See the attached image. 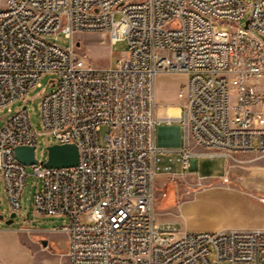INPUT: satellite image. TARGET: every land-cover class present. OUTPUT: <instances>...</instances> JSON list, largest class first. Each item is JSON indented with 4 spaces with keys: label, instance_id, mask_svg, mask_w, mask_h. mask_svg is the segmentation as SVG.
Listing matches in <instances>:
<instances>
[{
    "label": "built area",
    "instance_id": "2783aa9c",
    "mask_svg": "<svg viewBox=\"0 0 264 264\" xmlns=\"http://www.w3.org/2000/svg\"><path fill=\"white\" fill-rule=\"evenodd\" d=\"M226 22L234 26L219 29ZM81 31L123 40L126 52L113 67L87 65L74 53ZM59 33L69 47L54 42ZM44 73L55 78L39 103L41 129L26 108L0 129L8 215L20 211L30 168L40 180L35 213L65 218L56 230L67 235L68 264H264V229L184 231L153 212L158 74L186 75L177 91L184 168L264 156V0H3L0 110ZM40 135L48 141L38 158ZM63 143L76 144L77 165L44 167L47 146ZM18 145L34 146L37 162L20 163Z\"/></svg>",
    "mask_w": 264,
    "mask_h": 264
},
{
    "label": "rangeland",
    "instance_id": "374dc122",
    "mask_svg": "<svg viewBox=\"0 0 264 264\" xmlns=\"http://www.w3.org/2000/svg\"><path fill=\"white\" fill-rule=\"evenodd\" d=\"M2 1L0 0V5ZM246 18L247 16L243 17L241 22L244 23ZM232 26L234 24L230 22L218 24L219 29L225 31L230 30ZM73 40L75 42L74 53L81 57L87 65L97 68L113 67L117 58L127 49L125 41L119 40L110 43L108 37L102 32H77L74 34ZM54 42L62 48H67L70 39L59 33ZM157 77L155 80L156 107H164L170 101L179 100L177 90L185 81V76L168 73ZM52 78H55L54 74L44 73L38 84L30 88L22 98L3 107L0 110V129L17 110L26 108L32 129L40 130L39 103L44 93L52 88L49 82ZM106 133V126H102L98 131L101 144L104 143ZM47 141V136H39L35 149L38 158L41 157V151L45 148ZM197 164V169L193 171L190 168H183L181 162L178 167L177 174L181 178L188 175L187 180L191 182L194 180V176L196 182H199L198 191H195L199 193L190 196L182 193L183 188L187 187L185 178V183L176 185L178 202L188 199L186 200L187 205L184 206V213L188 218L196 219L199 222L212 221L230 226H253L262 222L264 216V202L261 201L264 200L263 155L257 152H237L232 158L226 160L225 169L222 158H200ZM28 173L20 199V211L12 223L6 224L5 220L8 218L9 209L0 170V214L3 213L5 218V220H0V255L2 256L0 260L5 264H63V257L50 245L47 236L51 230H56L62 225L65 218L35 213L32 199L40 185V180L31 175L30 168H28ZM182 180L174 179L173 181L179 183ZM233 191L242 192L249 201L241 199L240 195ZM155 202L156 197L154 205ZM192 212L195 215L191 214ZM42 240H46L45 246L42 244Z\"/></svg>",
    "mask_w": 264,
    "mask_h": 264
},
{
    "label": "crops",
    "instance_id": "0c3cea01",
    "mask_svg": "<svg viewBox=\"0 0 264 264\" xmlns=\"http://www.w3.org/2000/svg\"><path fill=\"white\" fill-rule=\"evenodd\" d=\"M167 74L168 73H161L158 74L157 76L160 77ZM173 74L184 75L186 78L185 74H178V73H173ZM154 87H155V82H154ZM172 109H177L178 112L171 113L170 111ZM182 112H183V108L179 100L170 101L164 107H160V108L156 107L157 116L164 118V120L161 121L156 126L154 133L155 145L158 148L154 156V171H157L155 172L156 202L153 207L155 221L161 225L167 223L175 224L184 231L217 232V231L232 230V229H264V216L262 222L258 225L230 226V225L218 224L212 221L199 222L196 219L188 218L187 215L184 213V206L187 205L186 200L188 199H183L182 202L181 201L178 202V200L176 199V194H177L176 185H179L180 183H185L184 178L187 180V176H188L187 175L181 178V176L177 174L179 172L178 169L179 164L180 162L182 163L180 150L181 148L184 147V139H183L184 130L180 121ZM166 118L169 119L166 120ZM194 160L195 159L191 160V164L188 167L192 171L197 169L198 167L197 164L198 159H196L197 162H195ZM225 166H226V160H224V164H223L224 169ZM182 167H183V163H182ZM174 179H183V180L178 183L176 181H173ZM193 179L194 180H192L191 182L188 180L186 181L187 187L183 188V192H182L183 194L190 196L192 194L194 195L195 193H199V192H195L198 191L197 187L199 185V182H196L195 180L196 178L194 176ZM162 188H164V190H162ZM191 190L193 191L191 192ZM233 192L234 193L237 192V194L240 195L241 199L243 198L245 200L248 198L245 194H243L240 191H233ZM248 201L249 199H247V202ZM191 214L195 215V213L193 212ZM4 236L6 237L7 235ZM47 238L50 245L54 248V250L60 256L63 257L62 258L63 264H68V258L66 255L67 235L58 232L57 230H51ZM0 258H2L1 255Z\"/></svg>",
    "mask_w": 264,
    "mask_h": 264
},
{
    "label": "water",
    "instance_id": "95a60500",
    "mask_svg": "<svg viewBox=\"0 0 264 264\" xmlns=\"http://www.w3.org/2000/svg\"><path fill=\"white\" fill-rule=\"evenodd\" d=\"M15 158L23 165H30L37 162L34 154V146L18 145L14 149ZM197 162V160H194ZM44 167H71L78 163V148L74 143L50 144L47 146L46 159L42 162ZM15 212L8 215L6 224L13 222ZM0 220H4V215L0 214ZM46 245V240H42Z\"/></svg>",
    "mask_w": 264,
    "mask_h": 264
},
{
    "label": "bare ground",
    "instance_id": "6f19581e",
    "mask_svg": "<svg viewBox=\"0 0 264 264\" xmlns=\"http://www.w3.org/2000/svg\"><path fill=\"white\" fill-rule=\"evenodd\" d=\"M170 112L174 113V112H178V111H177V109H172Z\"/></svg>",
    "mask_w": 264,
    "mask_h": 264
},
{
    "label": "flooded vegetation",
    "instance_id": "af4514ba",
    "mask_svg": "<svg viewBox=\"0 0 264 264\" xmlns=\"http://www.w3.org/2000/svg\"><path fill=\"white\" fill-rule=\"evenodd\" d=\"M4 220H5V218H4Z\"/></svg>",
    "mask_w": 264,
    "mask_h": 264
}]
</instances>
